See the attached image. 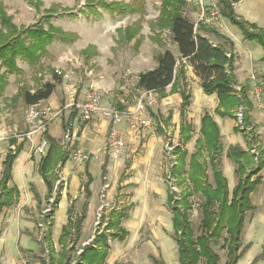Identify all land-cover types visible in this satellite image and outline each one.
Segmentation results:
<instances>
[{"label":"trees","instance_id":"obj_1","mask_svg":"<svg viewBox=\"0 0 264 264\" xmlns=\"http://www.w3.org/2000/svg\"><path fill=\"white\" fill-rule=\"evenodd\" d=\"M240 1L216 0L217 13L236 25L245 40L254 41L264 49V27L250 23L235 12V4ZM29 2L34 3L38 8L42 5L41 0H29ZM187 5L188 0H162L159 16L151 23L154 33L151 39L162 44L160 33L163 30H169L171 42L177 48V53L170 48L156 53L154 59L157 65L138 74L136 87L146 92H157L159 96H164L169 86H171L170 92L180 89L182 97L181 144L188 142L193 134L192 124L188 121L192 93L188 89L186 80V63L192 67L194 74L199 78L203 91L206 94H216L218 105L215 114L237 121L234 131L241 132L247 139V149L232 145L227 151V156L236 165L235 173L238 176V182L233 189L230 188L228 178L221 169L220 158L224 153L221 130L214 116L208 111L201 118L200 136L196 140L195 152L189 155L180 144L173 147V153L177 158L176 163L172 165L171 172L177 177V183L185 186V190L178 197L171 186L168 188V204L172 212L174 240L177 243L180 264H220L221 257L216 247L221 241L222 247L227 250L225 264H237L246 251L241 247V235L246 213L252 209L251 194L263 181L261 173L264 168V146L258 141V134L254 130L251 116L253 104L244 88L240 90L236 88L234 75L236 54L233 40L221 33L217 26L208 22L204 17L198 21L189 18L184 12ZM55 7L44 10L35 23L18 27L13 23V18L7 13L3 3L0 2V96L8 85V76L22 72L18 60L30 66L40 64L48 53V45L56 40L71 43L77 39V33L66 31L52 22V17L56 12ZM85 9L97 17L101 16L99 9H104L112 15L137 11L133 4L117 1L106 2L105 0H89L85 4ZM204 11L207 14L205 6ZM140 31L141 26L138 23L127 26L125 29H119V32L128 40L136 38ZM204 32L224 42L215 43ZM135 45H140L139 37L135 40ZM82 54L86 56V59H90L97 54V48L90 44L82 49ZM53 76L58 78L54 70ZM56 87L55 81H45L33 91L21 88L14 99L22 97L27 105L38 104L49 99ZM75 110L77 111L76 108ZM76 111L71 114L72 118L75 117ZM240 111L242 112L241 122L238 120ZM45 136L51 144L40 161L39 172L51 194L53 180L50 171L56 163L54 160L56 150L55 141L48 131L45 132ZM16 140V138H11L9 142L14 144ZM22 148L23 145L20 144L15 150H9L3 161V175L0 180V210L3 206L12 203V195L15 191L9 188L8 184L13 163ZM63 153L62 161H65L69 154ZM195 194L202 197L198 234L193 229L190 217L193 207L190 198ZM3 195L5 199L1 201ZM125 216L126 213L111 210L105 229L115 231L97 234L93 244L84 247L77 264H105L109 255L107 236L123 241L129 234L126 229L120 227L121 220ZM82 218L83 216L75 223L69 218L67 225L63 227V244L67 243L66 237L70 234L73 225L76 231L80 232ZM65 257L68 258L67 255H64ZM37 258L46 264L41 256ZM62 259L53 260L52 258L53 262L58 264L63 263ZM154 264H163V262L154 259Z\"/></svg>","mask_w":264,"mask_h":264},{"label":"rangeland","instance_id":"obj_2","mask_svg":"<svg viewBox=\"0 0 264 264\" xmlns=\"http://www.w3.org/2000/svg\"><path fill=\"white\" fill-rule=\"evenodd\" d=\"M41 1L42 5L38 8L34 3H30L29 0H0L7 13L12 16L13 23L18 27L35 23L44 10L56 6L52 22L66 31L77 33L78 37L71 43L56 40L48 45V53L40 64L30 66L26 62L18 60V65L22 68V72L8 76V85L2 96H0V138H9L26 130L25 114L31 105H27L22 97H17L15 100L14 96L20 92L21 88L33 91L45 81H55L57 83L56 96L59 97L65 96V94L69 95V93L70 95L76 94L78 96L81 93L95 89L96 87L92 86L94 82L100 86L97 89L103 93L105 99L110 100H108L109 103H114L115 100H118L124 105L123 109H127L130 106L132 110L141 108L143 118L150 117L152 123L150 125L141 123L142 127L138 131L144 128L146 130L145 134L149 138L153 137L155 139L154 142L157 146L158 144L160 146L158 148L159 154L153 159V163L148 169L150 170L149 178H145L141 173H138L133 183L120 185L115 190V204L124 205L118 211L128 214L124 218L128 226H122L128 229L129 235L124 241L116 239L115 243L111 240V237L107 236L110 256H116L114 264L119 262L124 264H154V259L162 260L164 264H180L178 247L174 240L172 228V212L167 204L166 194L167 188L171 186L179 197L181 192L185 190V186L179 185L177 177L171 172L172 165L177 157L173 150L169 152V148L179 143V135H177V130L173 127L175 123L172 121H169L168 124L164 123L168 114L177 110L178 103L174 96L163 98L155 92L148 93L135 88L138 73L145 67L147 68L154 64L153 57L156 53L165 48H170L177 53L176 47L171 42L169 30H163L160 33L162 44L156 43L151 39L154 34L151 23L159 16L162 0H105L106 2L117 1L133 4L137 11L112 15V13L104 9H99L101 12L100 17L86 11L85 4L89 0ZM215 4L216 0H188V5L184 8V12L194 21H198L203 17L208 21L213 17L214 19L209 22L219 26L221 33L225 32L237 37L236 44L240 59L238 60V65L235 64L234 75L236 79L240 80L242 77L241 68L244 67L242 61L246 55L244 44L246 45L250 42V44L259 47L261 50L263 48L254 41L245 40L241 30L236 25L228 18L220 17L216 13ZM204 6L207 8V14H205ZM235 12L250 23L264 27V0H241L237 3ZM135 23L140 24L141 31L136 38L128 40L125 35L119 32V29H125ZM206 34L211 39L217 40L214 35ZM138 37L140 38V45H135V40ZM218 40L224 42L222 39ZM233 43L235 44V41ZM90 44L96 46L97 54H94L90 59H86V56L82 54V49ZM144 61L146 62L145 65ZM53 70L56 72L58 70V78L53 76ZM101 84L105 86L104 89L107 91H104ZM256 96L255 102L259 105L260 110L263 111L264 99H261V90L258 93L256 92ZM121 99L124 101H121ZM205 103L207 104L206 106L211 107L209 105L210 102L206 101ZM202 105L197 104L194 100L193 109L191 108L188 115V118L193 123V140L185 146L189 153L195 151V139L200 136L198 120L201 112L206 109L202 108ZM107 107L113 108L110 104ZM226 120L231 119L226 118ZM225 124L221 121L224 153L220 158V162L221 169L229 180L230 188L233 189L238 182V176L235 173L236 165L227 156V151L232 145H239L245 148L246 138L241 132L233 131V127L237 125L236 120H232V126H227L229 124L228 121H225ZM158 125H165V134L158 130ZM253 125L254 130L258 134V141L264 146V124L260 127L259 124H256V120L253 119ZM138 148L132 155L146 153V149L142 145ZM134 170L137 173V169ZM141 170L144 169L141 168ZM130 172L123 174V181L130 178V176H134ZM262 176V184L251 194L252 209L246 213L241 235V247L245 248L246 251L237 264H264V170ZM33 181L36 183L37 189L41 190L40 184L36 180ZM65 182L66 180L60 178L58 186L61 187L63 184L62 187H64ZM43 187H45L44 184ZM58 193H61L60 188ZM120 200L125 201V203L119 204ZM190 200L193 205L190 211L192 226L198 234L202 197L195 194ZM52 201L53 199H51ZM63 202L66 203L67 200H62L55 213L53 227L55 236L60 232L57 224L65 219L67 205ZM74 210L75 205L73 207V216L75 217ZM108 219V217L103 218L102 221L105 223L108 222ZM133 223L134 225H132ZM86 224V228H88V221ZM105 230L104 226L100 233H105ZM96 236L98 235L96 234ZM95 237L88 245L93 244ZM66 246L67 248L64 249L65 252L61 257L63 258L62 264H65L66 257L64 258V255L68 256L69 247H73L72 252L74 251L69 264H77L82 253L81 251L78 254V251L83 250L85 246L69 242L65 243ZM216 250L221 257L220 264H225L227 250L222 247V241L216 247ZM40 256L46 264H58L53 262L57 256L53 257L51 254V258L48 260L49 254L45 255L44 252H41ZM30 261L43 264L42 260L37 257L32 258Z\"/></svg>","mask_w":264,"mask_h":264},{"label":"crops","instance_id":"obj_3","mask_svg":"<svg viewBox=\"0 0 264 264\" xmlns=\"http://www.w3.org/2000/svg\"><path fill=\"white\" fill-rule=\"evenodd\" d=\"M236 6L237 3L235 4V7ZM215 18L217 19V17ZM213 19L214 18L212 17L208 20V22ZM212 24L217 26L215 23ZM217 27L220 30L219 26ZM223 34L231 38L233 42L235 41L234 53L237 56L235 64L239 63L238 60L240 59V56L238 46L236 44L237 37L229 35L225 32ZM205 35L215 43L221 42L219 40L215 41L211 39L208 34ZM244 46L246 48L247 56L245 55L243 58L242 62L244 63V67L241 68L242 77L240 80L238 78L236 79V88L237 90H240V88H244L246 90L248 97L253 104V109L251 111L252 120L255 119L256 124H259L261 127V125L264 124V110H260L259 105L255 102V98L257 97L256 92L258 93L261 90V99H264V50H261L257 46H253L250 42L246 45L244 44ZM143 63L145 65L146 62L144 61ZM156 65L157 63L155 61L152 66L147 68L145 67L140 72L154 68ZM185 73L187 77L186 80L188 83V89L192 93L188 115L194 105V100L200 105L204 103L205 106L207 105L205 103L206 101L210 102L209 105H211V107H205L204 104L202 105V108L206 109L201 112L198 120L199 132L201 127V118L204 113L208 111L214 116V119L219 124L221 134H223L221 121H223L224 124L225 121H228L229 124L227 126H232V120L235 121V119L230 117H221L218 114H215V109L218 105V98L216 94H206L203 91L199 78L194 74L192 67L188 63L185 65ZM252 76H254L255 79H253ZM136 84V90H140L136 87ZM92 86H95V89L100 88V86L98 84L96 85L94 82L92 83ZM101 87L103 89L105 88L102 84ZM170 90L171 86L167 87L165 95L160 97L169 98L174 96L177 100L178 108L174 112L168 114L165 120L166 122L164 123L168 124L169 121L175 123V126L173 127L177 130V135H179V143L177 144L182 145V148L188 151L185 146L193 140V134L192 138L188 142H183L182 144L180 143L182 142L180 135L182 103L180 89L176 92H170ZM104 91L107 90L104 89ZM85 93L86 92L81 93L78 96L76 94L70 95L69 93V95L65 94V96L59 97L56 96L55 89L49 99L38 103L40 106H50L53 114H56L58 112L57 110H61V113L58 116H55L50 120L47 129L50 136L55 141L54 148L56 150L54 159L56 163L52 166L50 171L53 180V191L51 194H49L48 186L42 174L39 172L40 161L43 156L35 151V147L40 143L41 138L46 137L45 134L34 133L29 135L31 127L26 123V130L23 133L10 136L9 138H0V180L3 175V161L5 160L8 151L15 150V148L20 144L23 145L22 150L19 152L13 163L11 179L8 184L9 188L15 191L12 195V203L10 205L3 206L2 210H0V264H22L23 259L31 260L32 258L40 256L41 252L45 253L43 241L39 240L38 223L41 220V213L43 209L47 207V205L51 202V199L54 198L53 214L51 216V225L48 234L45 237V242L49 247V258H51L52 254L53 257L57 256L56 259L59 260L62 259L61 257L65 252L64 249L67 248V246L65 247V244L62 242V235L63 227L67 225L69 218H71L75 223L76 220H79V218L83 216L80 221V232L78 233L73 225L71 227L70 234L66 237L67 243L83 244L93 238L95 222L99 213L102 214V218H107L111 210H119L124 206L115 204V190H117L120 185L122 186L133 183L138 173H141V175L145 178H149L150 170L148 169L152 165L153 159L159 154L158 148L160 146L159 144L157 146L153 137L149 138L145 134L146 130L144 128L138 131L142 125L141 123L135 121L134 115L139 114V116L143 118L142 110L137 113V110H132L131 106L127 109H123L124 105H122L118 100H115V104L109 103L110 100L105 99L104 97V106H108V104H110L113 108L120 112L118 127L121 128L125 136V146L121 155H119L118 158L113 159L108 154L106 143L110 131L108 119L101 114H95L91 120L85 121L80 116L78 110L76 111L74 107L66 108L69 103L81 101L84 98ZM148 93H152V91ZM121 101L124 100L121 99ZM75 111L77 113L75 117L72 118L71 114ZM226 118H230L231 120H226ZM188 121L191 122L193 130L192 121L189 118ZM133 123H135V125H133ZM69 129L74 135L69 144L70 149H67L64 136L66 131ZM158 130L162 134H165V125H158ZM78 133H80L79 137H77ZM11 138H16V143L10 144L9 140ZM197 138L195 139V149ZM50 144L51 143L49 142V145ZM76 145L77 147H82L90 154V159L88 161L77 162L73 159L71 150L75 148ZM141 145L146 149V153H137L132 155ZM175 145L176 144L173 146ZM245 145V149H247V139ZM49 147L50 146H48V148ZM63 152L69 154L65 161H62V156L64 155ZM192 153H189V155ZM141 168L144 170H141ZM134 169H137V173ZM128 171L133 173L134 176H130V178L123 181V174ZM60 178L66 180L64 187H62L63 184L61 187L58 186ZM33 180H36L40 184L42 187L41 190L37 189L36 183ZM43 184L45 187H43ZM59 188L61 189V193H58ZM4 199L5 195L1 197V201ZM63 199L67 200L66 203L63 202L67 205L65 219L57 224L60 232H58V235L55 236L53 232L55 213ZM166 200L168 204V188ZM124 203L125 201L123 200L119 201V204ZM74 205L75 217L73 216ZM126 216H128V214H126ZM124 218L125 217L122 218L120 224V227L122 228H124L122 225L128 226V223L124 220ZM87 221L89 223L88 228H86ZM132 225H134V223ZM126 230L128 231V229ZM109 232L114 231L111 229L105 230V234ZM111 240H113L114 243L116 242V239ZM73 252L71 247H69L68 258L65 260V264H69ZM110 255L109 250V255L105 264L115 263L116 256ZM160 261L163 262L162 260Z\"/></svg>","mask_w":264,"mask_h":264},{"label":"built area","instance_id":"obj_4","mask_svg":"<svg viewBox=\"0 0 264 264\" xmlns=\"http://www.w3.org/2000/svg\"><path fill=\"white\" fill-rule=\"evenodd\" d=\"M217 13V12H216ZM58 72V70H57ZM255 79L254 76H252ZM104 95L98 89H92L85 93L84 98L79 102L69 103L66 108L74 107L80 113V116L83 120L89 121L93 118L95 114H101L105 118L108 119L110 125L109 136L107 139V150L108 154L111 158L116 159L119 157L121 152L123 151L125 145V136L118 127V122L120 121V112L115 108H110L103 105ZM56 114H53L52 108L50 106H40L39 104H33L28 107L25 114L26 123L31 127L29 132L30 134L40 133L45 134L48 129V125L51 119L55 116H58L61 113V110H57ZM141 111V108L137 109V113ZM135 121L139 123H144L146 125H150L152 123V119L150 117L142 118L139 114L134 115ZM239 122L242 121V112L238 113ZM135 125V123H133ZM73 133L71 130H67L64 136L65 144H67V149H70V142L73 138ZM49 146V140L46 137L41 138L40 143L35 147V151L40 155H45ZM173 145L169 148V152L173 150ZM71 155L74 160L77 162H85L90 159V154L83 149L82 147L73 148L71 150ZM176 160L174 161V164ZM53 201L48 204L46 208L43 209L41 213V220L38 223L39 227V240L43 241L45 255L49 254V247L45 242V237L48 234L50 225H51V216L53 214ZM102 214L99 213L97 216V220L95 222L94 228V236L96 234H100L102 228L107 224V222L102 221ZM93 238L87 242H84L82 245H88ZM83 250H79L78 254ZM49 256L47 257V260ZM22 264H38L37 262H33L27 259H23Z\"/></svg>","mask_w":264,"mask_h":264},{"label":"water","instance_id":"obj_5","mask_svg":"<svg viewBox=\"0 0 264 264\" xmlns=\"http://www.w3.org/2000/svg\"><path fill=\"white\" fill-rule=\"evenodd\" d=\"M79 136H80V133L77 134V137H79Z\"/></svg>","mask_w":264,"mask_h":264}]
</instances>
